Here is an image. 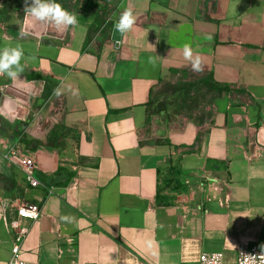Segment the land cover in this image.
Here are the masks:
<instances>
[{"label": "crops", "instance_id": "obj_1", "mask_svg": "<svg viewBox=\"0 0 264 264\" xmlns=\"http://www.w3.org/2000/svg\"><path fill=\"white\" fill-rule=\"evenodd\" d=\"M56 2L78 24L47 34L25 0H0V50L23 48L20 76L44 82L38 103L52 110L41 128L54 119L36 137L0 130V264L24 204L41 211L20 219L31 263L198 264L222 251L235 264L239 245H264V0ZM126 8L136 24L116 32ZM187 82L205 87L201 109L188 108L186 88L172 93ZM161 105L170 112L153 137ZM22 156L41 185L29 184Z\"/></svg>", "mask_w": 264, "mask_h": 264}, {"label": "clouds", "instance_id": "obj_2", "mask_svg": "<svg viewBox=\"0 0 264 264\" xmlns=\"http://www.w3.org/2000/svg\"><path fill=\"white\" fill-rule=\"evenodd\" d=\"M25 16L34 18L37 21L43 22L55 29H67L68 27H75L78 24L77 16L75 13L69 12L64 9L61 4L56 0H25ZM136 24V16L133 10L126 8L121 14L115 24V31L124 33L133 29ZM21 37H26L28 33L21 30ZM210 39V37H209ZM183 57L189 61L193 71H203V60L199 53L193 52L190 44L183 46ZM24 58V50L21 46L5 47L0 50V75H6L13 81L20 77L24 71L21 65V60ZM53 94L60 96L62 94L60 88L53 90ZM62 219L71 222L70 217H63ZM246 260H250L252 264H256L257 258H264V245L260 246L259 254H247ZM207 264H223L222 254L213 253L211 259Z\"/></svg>", "mask_w": 264, "mask_h": 264}, {"label": "water", "instance_id": "obj_3", "mask_svg": "<svg viewBox=\"0 0 264 264\" xmlns=\"http://www.w3.org/2000/svg\"><path fill=\"white\" fill-rule=\"evenodd\" d=\"M43 23V22H42ZM46 32L50 34L54 27L45 23ZM64 29H61L63 32ZM63 33H56V36L61 37ZM44 82L41 80H26L25 77L20 76L17 80L13 81L8 78L0 81V119H3L7 125H3L0 120V130L5 129L7 133H13L15 129L22 131L28 137H36L47 131L54 122L53 117L49 123L42 127L43 113L41 112V105L38 103L43 93ZM162 110L154 116L153 137H157L162 133L163 122L160 118L165 112ZM16 127L10 129V126L15 124ZM35 129L37 133H30Z\"/></svg>", "mask_w": 264, "mask_h": 264}, {"label": "built area", "instance_id": "obj_4", "mask_svg": "<svg viewBox=\"0 0 264 264\" xmlns=\"http://www.w3.org/2000/svg\"><path fill=\"white\" fill-rule=\"evenodd\" d=\"M9 152L14 156L19 152V149L16 147H11ZM20 164H22L23 170L27 177L29 184L32 187H37L41 185L40 181L35 178L33 175V169H35V162L31 156H22L18 157ZM41 211L39 206L37 205H19L15 209V216L12 217L9 221V225L14 229V238L11 244V255L7 264H40L39 262L31 263L24 261L20 258L21 253V244L28 232V228L20 222L21 218L36 220L40 217ZM213 253L222 254V251H214V252H201L198 257V264H207L208 260L211 259ZM260 247L253 242L244 243L237 247L236 250V260L235 264H252L250 260H246L247 254H259ZM256 264H264V258H257Z\"/></svg>", "mask_w": 264, "mask_h": 264}, {"label": "rangeland", "instance_id": "obj_5", "mask_svg": "<svg viewBox=\"0 0 264 264\" xmlns=\"http://www.w3.org/2000/svg\"><path fill=\"white\" fill-rule=\"evenodd\" d=\"M168 85H170V84H168ZM168 85L166 87H164L166 90L169 87ZM204 88L205 87H203L201 84L197 83L190 90L192 95H196V107L195 108L201 109L200 107L203 106V104L206 102L205 100L207 99V96L205 97ZM170 104L172 105V102ZM41 106H43V110H44L43 114L46 116H49V111L50 112L52 111L51 109L48 108L49 106H47L46 104L41 105ZM167 108H169V107H167ZM182 111H186L185 107H182Z\"/></svg>", "mask_w": 264, "mask_h": 264}, {"label": "trees", "instance_id": "obj_6", "mask_svg": "<svg viewBox=\"0 0 264 264\" xmlns=\"http://www.w3.org/2000/svg\"><path fill=\"white\" fill-rule=\"evenodd\" d=\"M13 0H9V2H12ZM207 83V82H206ZM197 84V82H187V83H184L182 84L181 86H172V89H173V92L172 93H177L178 91H181L182 88H186V91L188 94L191 93V88L193 86H195ZM211 88V85L210 84H206V90L210 89ZM196 97L194 96H191L190 98L186 99V102L190 108V106L192 105H196ZM167 107L165 105H161L156 111H154L153 113H156L158 114L160 111L162 110H165Z\"/></svg>", "mask_w": 264, "mask_h": 264}]
</instances>
